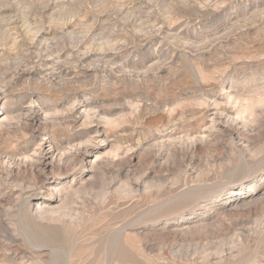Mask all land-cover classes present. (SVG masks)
<instances>
[{
  "label": "rangeland",
  "instance_id": "1",
  "mask_svg": "<svg viewBox=\"0 0 264 264\" xmlns=\"http://www.w3.org/2000/svg\"><path fill=\"white\" fill-rule=\"evenodd\" d=\"M0 264H264V0H0Z\"/></svg>",
  "mask_w": 264,
  "mask_h": 264
},
{
  "label": "bare ground",
  "instance_id": "2",
  "mask_svg": "<svg viewBox=\"0 0 264 264\" xmlns=\"http://www.w3.org/2000/svg\"><path fill=\"white\" fill-rule=\"evenodd\" d=\"M41 160H42V159H41ZM41 163H43V164H46V165L48 164V163H47V162H45V161H41V162H40V164H41Z\"/></svg>",
  "mask_w": 264,
  "mask_h": 264
}]
</instances>
